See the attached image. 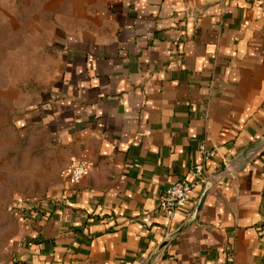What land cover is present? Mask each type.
<instances>
[{
  "label": "crops",
  "instance_id": "0c3cea01",
  "mask_svg": "<svg viewBox=\"0 0 264 264\" xmlns=\"http://www.w3.org/2000/svg\"><path fill=\"white\" fill-rule=\"evenodd\" d=\"M0 76L51 185L3 264H264V0H0Z\"/></svg>",
  "mask_w": 264,
  "mask_h": 264
},
{
  "label": "rangeland",
  "instance_id": "374dc122",
  "mask_svg": "<svg viewBox=\"0 0 264 264\" xmlns=\"http://www.w3.org/2000/svg\"><path fill=\"white\" fill-rule=\"evenodd\" d=\"M17 101L11 90L0 88V264L7 259L6 246L17 225L10 213L13 198L40 196L51 187L43 182L46 161L41 154L45 150L48 156L47 146L40 149L39 144L28 143L13 124V117L20 114L14 106Z\"/></svg>",
  "mask_w": 264,
  "mask_h": 264
},
{
  "label": "built area",
  "instance_id": "2783aa9c",
  "mask_svg": "<svg viewBox=\"0 0 264 264\" xmlns=\"http://www.w3.org/2000/svg\"><path fill=\"white\" fill-rule=\"evenodd\" d=\"M201 153L204 160L213 157L212 152H207L204 146H201ZM88 170V164L83 160H73L68 170L69 184L78 183ZM205 173L204 165H196L190 171L189 180H180L171 184L162 194L158 201L157 210L163 215H169L178 210L186 201L187 197L193 191ZM143 223L148 222L147 216L142 218ZM260 235L264 237V225L260 228Z\"/></svg>",
  "mask_w": 264,
  "mask_h": 264
},
{
  "label": "water",
  "instance_id": "95a60500",
  "mask_svg": "<svg viewBox=\"0 0 264 264\" xmlns=\"http://www.w3.org/2000/svg\"><path fill=\"white\" fill-rule=\"evenodd\" d=\"M208 189H209V183H206L204 185L201 193H200L199 201H198V204L196 206L195 212L193 214V218H195L197 216L198 212L200 211L201 206H202V204L204 202L205 196L207 195Z\"/></svg>",
  "mask_w": 264,
  "mask_h": 264
}]
</instances>
